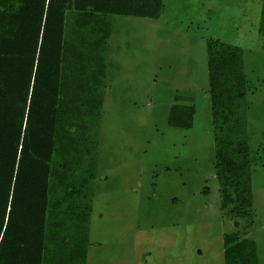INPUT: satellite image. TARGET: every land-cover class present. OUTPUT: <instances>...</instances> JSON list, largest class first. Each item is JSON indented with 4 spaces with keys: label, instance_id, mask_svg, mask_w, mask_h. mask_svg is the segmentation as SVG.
I'll return each instance as SVG.
<instances>
[{
    "label": "trees",
    "instance_id": "trees-1",
    "mask_svg": "<svg viewBox=\"0 0 264 264\" xmlns=\"http://www.w3.org/2000/svg\"><path fill=\"white\" fill-rule=\"evenodd\" d=\"M258 1L264 51V0ZM163 8L164 0H0V264L76 263L66 245L88 244L99 152L93 125L107 88L92 65L108 50L111 17L157 20ZM205 52L222 206L235 220L250 219L243 52L216 39L206 41ZM175 100L167 124L190 130L194 106ZM57 238L60 263L51 250ZM223 258L257 264L256 242L225 234Z\"/></svg>",
    "mask_w": 264,
    "mask_h": 264
},
{
    "label": "rangeland",
    "instance_id": "rangeland-1",
    "mask_svg": "<svg viewBox=\"0 0 264 264\" xmlns=\"http://www.w3.org/2000/svg\"><path fill=\"white\" fill-rule=\"evenodd\" d=\"M240 3L219 5L203 16L195 0H177L154 20L156 31L133 18L122 19V29L116 26L105 60L99 57L92 65L113 88L104 93L93 125L99 152L88 244L66 245L78 256L75 264L84 255L85 264H224L225 234L253 239L257 264H264V51L251 27L259 22L260 3L254 1L249 19ZM208 39L243 52L249 81L244 121L252 157L250 219L231 217L215 178ZM137 50L143 51L142 60L133 62ZM155 51L157 62L150 57ZM122 73L124 80L136 82L133 90L121 85ZM177 97L183 99L177 103L194 106L190 130L167 124ZM51 250L60 263L59 238Z\"/></svg>",
    "mask_w": 264,
    "mask_h": 264
},
{
    "label": "crops",
    "instance_id": "crops-1",
    "mask_svg": "<svg viewBox=\"0 0 264 264\" xmlns=\"http://www.w3.org/2000/svg\"><path fill=\"white\" fill-rule=\"evenodd\" d=\"M254 1L255 0H195V3H196V5H197V8H198V13L199 14H202L203 16H204V14H210L211 12H214V11H216L217 9H216V7L217 6H219V5H223V4H231V5H235L236 6V4H237V2H241V3H243V5L246 7V9H247V11H245V14H243L244 13V11H243V13H242V15H249V16H247L248 17V19H249V17H250V14H251V10H252V12L254 13V6H255V3H254ZM257 2H259L260 3V7H259V16H260V10H261V2L260 1H258L257 0ZM240 3V4H241ZM173 4H177V0H164V8L166 7V6H169V8L171 7V6H173ZM189 5V4H188ZM164 8H163V10H164ZM245 9V10H246ZM163 10H162V13H163ZM161 13V14H162ZM240 16V15H239ZM127 18H131V17H119V16H113V17H111L110 18V20H111V32H110V39H109V45H110V43H111V40H112V38H113V36H114V33L116 32V26L117 27H120L121 29H122V27L120 26V23H122L121 21H122V19H127ZM246 18V17H245ZM133 19H137V20H140V21H144V23H147V24H145L148 28H151L153 31L155 30V27L157 28V24H156V22L155 23H153L154 22V20H152V19H139V18H133ZM160 19V18H159ZM159 19H157L156 21H158ZM247 19V18H246ZM124 20V21H125ZM258 21H259V17H258ZM251 27H252V32L254 33L253 35H252V37H254L255 35H256V37H257V29H258V22L256 23L255 22V26H254V24H252L251 25ZM116 28V29H115ZM156 31V30H155ZM157 33V32H156ZM248 40H249V38H248ZM204 41V40H203ZM257 41H259L258 42V44H257V46H258V48L259 49H261V39L259 38V40H257ZM157 44V43H156ZM204 44H205V41H204ZM111 46V45H110ZM205 47V46H204ZM142 52L143 51H141V50H137V51H135V55L133 56V58L134 59H132L133 60V62H136V60L138 61V62H140L142 59L140 58L141 56H142ZM145 53V52H144ZM123 54H127V51H125ZM159 54V53H158ZM158 54H157V52L155 51L154 53H152V55L150 56V57H153L152 59L155 61L156 60V58H157V56H158ZM135 56L137 57V58H135ZM128 59H131V58H128ZM127 59V60H128ZM131 60H128V62H130ZM123 62H126V58H124L123 59ZM155 62H157V61H155ZM130 74H132V73H130ZM109 76V75H108ZM132 76H133V74H132ZM118 78V77H117ZM109 80H110V78H109ZM120 83H121V85L127 90V89H130V90H133V88L136 86V82H134V83H132L131 82V80H124V78H123V73L121 74V81H120ZM119 83V84H120ZM124 83V84H123ZM127 87V88H126ZM132 87V88H131ZM112 88H113V84L111 83V81H109V85H107V88H106V91H105V94H111V90H112Z\"/></svg>",
    "mask_w": 264,
    "mask_h": 264
}]
</instances>
